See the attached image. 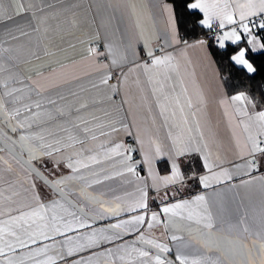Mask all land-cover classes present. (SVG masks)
Returning a JSON list of instances; mask_svg holds the SVG:
<instances>
[{
    "label": "crops",
    "instance_id": "1",
    "mask_svg": "<svg viewBox=\"0 0 264 264\" xmlns=\"http://www.w3.org/2000/svg\"><path fill=\"white\" fill-rule=\"evenodd\" d=\"M21 5L26 11L20 10ZM3 6L6 14L0 15V49L17 50L15 54L18 59L10 60L8 52H0V67L3 68V71H0V79H6L9 72H12L18 80L23 81V83H17L16 80L10 82L11 87L25 89L24 92L16 94L23 97L22 103H34L43 98L41 109L43 111L52 108L47 104L49 97L56 99L59 105L65 107L69 106L66 104L68 101L73 109L81 102H85L88 107L82 109L79 115L89 120L95 117L92 124L119 122L117 124L119 131L111 132L110 135L102 136L99 134L100 129L96 128L98 138L92 140L89 135L84 148L95 149L101 143L111 146L117 142L132 144L139 148L133 136L128 135V131L135 134L137 128L144 134L146 147L149 136L162 145L170 144L167 139L169 127L164 126L163 117L159 115V108L155 103L156 97L153 95V88L159 86L157 82H164L165 92L170 91L173 85L177 92L180 91L181 86L187 89V96L191 98L193 107L191 110L186 108L185 112L186 114L196 112L195 119L190 114L188 115L187 127L192 129L191 135L196 137L201 148L204 143L208 145L207 151L211 154L214 165L213 172L223 169L233 172L236 164L244 163V160L240 158L237 141L243 143L247 133L244 132L242 125L237 126L241 118L235 115V107L232 106L230 99L235 94H227L225 91L217 67L209 53L206 38L200 37L188 41V44L182 41L177 31L172 5L166 0H3ZM16 13L19 14L16 15ZM8 14L13 15L12 20L7 19ZM170 14L175 22L176 38L181 41L179 44L171 41ZM200 14L202 17L203 14ZM213 26L218 27V21H213ZM33 28H38L39 31H33ZM21 29L29 34L20 35ZM204 29L208 30V28ZM12 36H17L18 39H12ZM165 37H167V44ZM199 40L206 41V44H197ZM146 41L148 48L145 47ZM226 45L232 44L226 42ZM89 47L95 48L101 54L89 57ZM108 47L112 48L113 56L117 59L119 66L112 65V57L107 55ZM149 48L158 56L168 53L173 55V63L177 65L178 75L175 72L171 73L173 77L171 81H164L162 72L159 75L153 74L152 83H149L148 75L140 68L129 72V69L150 60L146 55ZM105 64L107 68L104 67ZM235 66L244 69L242 66ZM244 70L247 72L246 69ZM38 73H42L43 76ZM104 73L112 74L109 85H118V91L112 100L108 99V96L112 95L109 86L100 84V78ZM124 74L128 76L126 83L122 82ZM33 81H39L44 86V91L40 96H37L34 91L31 93L28 91L30 87H35ZM2 92L3 88L0 87V93ZM61 96L65 97L66 101L61 100ZM201 96L204 98L203 104L200 103ZM221 100H228V105H222ZM247 108L249 112L264 110L255 109L250 104ZM226 109L232 114L231 123L229 117L225 115ZM33 111L36 109L33 108ZM76 115L77 113L73 111V116ZM41 119L45 121L43 127L46 129L44 132L46 138L53 139L57 135H65L59 131L58 122L48 121L46 116ZM177 121H179V113H177ZM197 121L200 124V132L204 136L203 141H200L196 130ZM120 124L128 125V129L120 127ZM27 131H40V128L34 125ZM172 131L176 133L180 129L172 128ZM5 132L17 138L20 134L19 132L11 133L3 119L0 118V138L3 140ZM49 132L52 136H49ZM80 134L83 136L82 132ZM185 135L187 136L188 133L185 132ZM0 147H4V151H0V193L3 194L0 195V220L8 218L9 208L27 210L25 206L33 203L32 192L26 190L32 182L37 185L36 191L39 192L43 202L47 203L50 199L59 198L54 196L40 179L34 175L30 177L25 168L21 167L9 153L8 148L2 143ZM79 147L68 149L55 155L54 158H44L48 167L40 170L50 179L52 177L48 169L56 171L57 175L67 174L69 169L64 167L63 161L74 151H78ZM14 150L20 151L19 147ZM217 156L219 160L216 159ZM260 157L258 154V161ZM24 158L27 159L26 152ZM141 158L139 152L134 156V159ZM54 160L61 161L59 170L53 169ZM34 163L40 167L38 162L34 161ZM179 164L185 177L183 183L170 185L167 189L161 186L160 194L155 196L152 195V179L148 175L147 166L145 165L143 171H140L141 180L149 185V203L152 210L158 211L159 207H163L164 204L185 199L192 200L196 195H204L208 211L215 225L221 229L216 235L239 240L251 247L252 240H258L257 233L264 228V181L254 179L251 184L247 185L242 184L241 181L264 176V163H260L258 169L252 171L250 176L243 173L233 175L231 180L213 183L208 188H204L199 183L201 175L211 174L203 167V160L199 153L182 157ZM9 165L13 169L11 172L8 171ZM170 165L171 161L167 156L155 161L154 170L159 178L170 174ZM92 168L97 171L107 168V174L112 175L119 170V165L112 167L110 161H104L103 164L93 165ZM84 171L89 172L90 170ZM104 174L101 172V178ZM93 178L89 175V179ZM138 183L139 181L131 174L113 175L112 179L105 180L99 185H93L89 191L105 200H114L117 196L128 198V193L135 192ZM10 184H14L15 191L19 193L13 196L11 201L4 198L12 194L13 189L10 188ZM165 191L170 195L162 198ZM12 214L18 213L13 212ZM121 218H124L123 215ZM161 221L151 230L145 228V232L158 242L167 244L172 249L169 253L172 258L179 248L189 257V260L208 257L210 260L222 259L223 264H248L246 249H240L236 255H232L226 249L223 257L214 249L207 251L202 243L197 242L198 239L200 241L206 239L204 233L207 230L203 229L202 225L181 221V230L174 232L171 227H165L166 217L163 214H161ZM103 223L99 222L95 226H103ZM245 227L249 229L248 232L244 231ZM189 228L191 233H189ZM197 229L200 231H196ZM173 234L183 239L172 241ZM132 239L134 237H125V240L129 242ZM114 247L115 244L104 243L99 247L78 252L71 257L66 256L65 249V260L58 261L57 264H66V261L81 258L87 260L89 256H92V264H113V262L124 264L115 252L111 257L99 255ZM28 251L29 249L23 250L24 253ZM253 254L254 258H258V246L253 248ZM25 264H32V262L26 260Z\"/></svg>",
    "mask_w": 264,
    "mask_h": 264
},
{
    "label": "snow or ice",
    "instance_id": "2",
    "mask_svg": "<svg viewBox=\"0 0 264 264\" xmlns=\"http://www.w3.org/2000/svg\"><path fill=\"white\" fill-rule=\"evenodd\" d=\"M186 7L189 10H198L203 14L197 21L203 28L211 29L213 21H218L221 34L215 37V41L220 49L226 48V42H230L232 45L244 42L250 46V48L239 47L229 58L235 65L246 69L248 73L256 72L253 63H250L246 56L249 52L255 53L264 50V36H262L264 34V0H188ZM20 10L26 11L23 5L20 6ZM166 10H168L167 6ZM3 14H6V9L3 6V0H0V15ZM18 14L16 13V15ZM7 19L12 20L13 15L8 14ZM169 23L172 25L171 41L179 44L181 41L176 38L175 22L171 14ZM33 31H39V29L33 28ZM28 34L23 29L20 30V35L27 36ZM12 39H18V37L12 36ZM165 43L167 44V37H165ZM184 43L188 44V41L185 40ZM196 43L204 45L206 41L199 40ZM188 46L192 47L193 45ZM145 47L148 48L147 41ZM16 51L12 48L0 49V52L9 53L8 59L10 60L18 59ZM88 53L89 57L101 54L92 47H89ZM107 55L112 57V65L119 66L111 47H108ZM146 55L150 60L136 65L129 69V72H134L136 68L142 69L148 75L149 83H152L153 74L159 75L162 72L164 81L173 79L171 73L175 72L178 75L177 65L173 63L172 54L158 56L149 48ZM104 67L107 68V64ZM0 71H3L2 67H0ZM38 75L43 76L42 73H38ZM111 79V73H104L100 78V84L109 86L112 94L108 96L109 100H112L118 91L117 84L109 85ZM127 79V74H124L122 82L126 83ZM13 80L23 83L12 72H9L6 79H0V87L3 88V92L0 93V118L3 119L11 133L19 132L20 134L17 138L7 132L3 133L4 145L17 163L25 168L30 177L34 175L40 179L54 196L59 198L50 199L45 203L39 192L36 191L37 185L34 182L29 184V188L26 190L32 192L33 203L25 206L27 210L9 208L8 218L0 220V264H25L26 260H31L32 264H57L58 261L65 260V249L66 256L71 257L78 252L99 247L104 243L115 244V247L109 248L99 255L111 257L115 252L124 264H176V262L178 264H223V260L219 258L210 260V258L204 257L189 260V257L179 248H177L174 258H170L169 253L172 252V249L167 244L151 238L145 232V228L151 230L162 222L161 214L166 217L165 227H171L174 232L181 230V221L202 225L203 229L207 230L204 233L206 239L203 241L198 239L197 242L202 243V246L209 252L214 249L223 257L226 254V249L232 255L238 254L240 249H246L248 264H264V228L257 233L259 239L252 240L251 247L239 240L217 236L216 233L221 229L215 225L208 211L204 195H196L192 200L185 199L167 203L163 207H159L158 211H154L149 203V185L140 178V171H143V167L146 165L148 175L152 179V195L160 194L161 186L167 189L170 185L183 183L185 177L182 174L179 161L182 157L193 153L201 155L203 167L211 173L199 177V183L204 188L210 187L213 183L231 180L233 175L243 173L250 176L251 172L256 171L261 163L257 159L258 154L264 157V110L249 112L247 105L252 104L253 108L255 105L247 95L241 92L230 98L232 106L235 107V115L241 118L237 126L242 125L244 132L247 133L243 143L237 141L240 158L244 160V163L236 164L233 172L228 169L213 172L214 165L211 154L207 151L208 145L204 143L201 148L196 137L191 135L192 129L187 127L189 124L188 115L190 114L195 119L196 112L186 114L185 109L191 110L193 103L187 96V89L182 86L179 92L176 91L175 85L171 87L170 91L165 92L164 82H157L159 86L153 88L159 115L163 117L164 126L169 127L167 139L170 144L167 146L149 136L146 147L144 134L137 128L135 134L128 131V135L133 136L139 148L132 144L126 145L117 142L111 146L101 143L95 149H86L83 146L89 135L92 140L98 138L96 128L100 129V135H110L111 132L119 131L117 127L119 122L111 121L107 124L94 125L92 120H95V117L89 120L79 115L82 109L88 107L87 103L81 102L73 109L70 102L66 101L63 96L60 99L65 100L68 107L59 105L56 99L49 97L47 104L52 108L42 111L43 98L34 103H22L23 97L16 94L24 92L25 89L11 87L10 82ZM32 83L35 87H30L29 93L34 91L37 96H40L44 91V86L39 81ZM180 84L182 85V81ZM199 99L203 104V96ZM220 103L228 105L229 101L221 100ZM33 108L36 111H33ZM73 111L77 113L76 116H73ZM177 113H179V121H177ZM225 115L229 117L231 123L232 114L228 113L227 109ZM43 116H46L48 121L58 122L59 131L65 135H57L53 139L46 138L44 135L46 129L43 127L45 121L41 119ZM34 125L40 128V131H27ZM120 127L128 129L126 124H120ZM172 128H178L180 131L173 133ZM196 130L199 133L200 141H203L204 136L200 132L198 121ZM81 132L83 136H81ZM185 132L188 133L187 136ZM48 134L52 136L51 132ZM77 146H80L79 150L74 151L63 161L64 167L69 169L67 174L57 175L56 171L48 169L51 172L52 178L50 179L40 170L48 167L44 158H54L55 155L68 149H76ZM16 147H19V153L14 151ZM0 151H4V147H0ZM25 152L27 159L23 158ZM138 152L142 158L134 159ZM163 156H167L171 161L170 174L159 178L154 170V164L157 159ZM216 159L219 160V156ZM34 161L38 162L40 167H37ZM104 161H110L112 167L119 165V170L109 175L107 168H101L99 171L92 168L93 165H101ZM60 164L61 161L54 160L53 169L59 170ZM84 170L90 171L85 172ZM8 171H13L11 165L8 166ZM101 172L105 173L102 178ZM125 174H131L139 181L135 192L128 193V198L117 196L114 200H105L89 191L93 185L102 184L103 181L112 179L113 175L124 176ZM89 175L94 178L89 179ZM254 179L264 181V176L250 178L241 181V183L251 184ZM10 188L13 189L12 194L4 197L9 201L13 196L19 194L15 191L14 184H10ZM0 195L3 194L0 193ZM169 195V192L165 191L162 198H167ZM70 197H74V199H70ZM13 212L18 214L13 215ZM122 215L124 218H121ZM99 222L107 223L96 227L95 225ZM188 230L191 233V229ZM196 231L199 232L200 229ZM244 231L248 232L249 229L245 227ZM125 237H134V239L129 242L125 240ZM171 239L179 241L183 238L173 234ZM49 241L50 243H48ZM118 241L123 242L117 243ZM257 246L258 258H254L253 248ZM24 249H29V251L24 253ZM66 264H92V256H89L87 260L81 258L70 262L66 261Z\"/></svg>",
    "mask_w": 264,
    "mask_h": 264
},
{
    "label": "trees",
    "instance_id": "3",
    "mask_svg": "<svg viewBox=\"0 0 264 264\" xmlns=\"http://www.w3.org/2000/svg\"><path fill=\"white\" fill-rule=\"evenodd\" d=\"M166 1L172 5L177 31L182 41H192L200 37L206 38L209 53L217 67L227 94L242 92L253 101L255 109H264V50L255 53L249 52L246 56L256 68V72L249 74L244 69L235 66L229 58L239 47H248L246 43L226 45L225 49H220L215 45L213 39L208 36V30L198 24L197 21L200 19L201 14L190 11L186 7L188 0ZM250 105L253 107L252 104ZM259 161L264 163V157H260ZM170 258L172 257L170 256Z\"/></svg>",
    "mask_w": 264,
    "mask_h": 264
},
{
    "label": "built area",
    "instance_id": "4",
    "mask_svg": "<svg viewBox=\"0 0 264 264\" xmlns=\"http://www.w3.org/2000/svg\"><path fill=\"white\" fill-rule=\"evenodd\" d=\"M221 34V30L219 29V27L217 26H213L211 29H208V36H210L213 39V42L215 43V45L218 46V44L215 41V37L217 35Z\"/></svg>",
    "mask_w": 264,
    "mask_h": 264
},
{
    "label": "water",
    "instance_id": "5",
    "mask_svg": "<svg viewBox=\"0 0 264 264\" xmlns=\"http://www.w3.org/2000/svg\"><path fill=\"white\" fill-rule=\"evenodd\" d=\"M0 143H2L4 145V140L0 138ZM5 146V145H4ZM7 148V147H6ZM15 152H17L16 150H14ZM19 153V152H17ZM24 158V157H23ZM25 159V158H24ZM100 223H103V222H100ZM104 224V223H103Z\"/></svg>",
    "mask_w": 264,
    "mask_h": 264
}]
</instances>
